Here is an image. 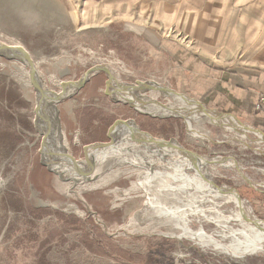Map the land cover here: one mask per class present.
Returning <instances> with one entry per match:
<instances>
[{
  "label": "rangeland",
  "instance_id": "374dc122",
  "mask_svg": "<svg viewBox=\"0 0 264 264\" xmlns=\"http://www.w3.org/2000/svg\"><path fill=\"white\" fill-rule=\"evenodd\" d=\"M82 1L0 0V40L21 45L30 53L49 91L56 92L61 84L78 80L93 66L102 65L109 69L110 81L123 80L129 85L131 79L153 80L215 111L208 118L195 106L157 96L154 91H136L128 101L110 100L100 92L105 73L98 69L83 88L52 105V110L41 112L38 124L42 129L47 126L44 115H57L51 124L56 137L48 145L55 156L45 153V163L55 166L64 162L59 145H65L71 157L84 158L80 148L108 141L106 125L114 118L128 119L138 129L151 127L154 132L176 136L200 156L198 159L216 156L228 165L222 167L216 159L208 169L197 166L216 186L238 189L246 210H237L239 215L228 219L225 232L236 235L237 243L243 241L235 245L230 238H222L217 234L221 227L210 219L217 216L216 211L208 210L213 203H221L226 214L235 208L226 199L231 190L218 195L196 181L195 188L213 203H199L196 192L190 198L198 200L197 205L204 210L188 215L189 227L197 236H210L221 245L217 246L209 238L199 241L192 236L170 235V231L178 234L180 230L156 225L162 219L158 211L145 214L148 195L135 186L145 168L117 163L97 167L94 159L81 166L82 176L76 180L67 171L60 176L45 172V165L37 162L41 136L32 127L35 96L26 76L27 63L5 52L0 54V264H264V141L238 122L252 124L237 115L227 118L219 114L228 113L224 107L235 109L222 77L227 73L228 80L233 79L236 65L225 69L213 65L220 62L224 47L219 43L226 36L214 31L218 24L214 19H202L203 15L208 19L219 16L234 0H147L146 4L135 0L132 5L130 0L129 6L128 0H106L102 16L96 10L82 12ZM171 5L177 8L172 10ZM182 15H186L185 20L191 17V22L181 23ZM202 41L211 55L200 51ZM196 50L209 55V61L200 58ZM139 98L141 103L136 100ZM68 101L74 107L73 118L63 115L62 119L64 113L59 108ZM192 126L201 127L197 135L190 131ZM114 136L117 142L129 140ZM154 140L144 147L134 145V153L144 157L151 174H174V164L180 162L178 150L163 147L152 153L147 149L156 147L157 141L165 142L159 137ZM101 155L97 157L104 164L106 159ZM183 159L191 158L184 154ZM198 167L188 168L186 176L205 180ZM236 169L262 186H249ZM100 178L105 181L95 184ZM166 180L178 183L171 176ZM249 213L262 221L260 226L243 220ZM240 221L246 231L240 228ZM254 235L259 239L250 237Z\"/></svg>",
  "mask_w": 264,
  "mask_h": 264
},
{
  "label": "bare ground",
  "instance_id": "6f19581e",
  "mask_svg": "<svg viewBox=\"0 0 264 264\" xmlns=\"http://www.w3.org/2000/svg\"><path fill=\"white\" fill-rule=\"evenodd\" d=\"M8 53L10 55H13V56H16V57H20V58L22 57L19 54H14L13 52H8ZM21 59H24L23 61H26L25 58H23V57ZM26 76H28V75H26ZM71 83L72 82H70V83L68 82L67 84H71ZM42 87H43L44 91L48 95H52L54 93L53 91H49L45 87L44 84H42ZM136 100L138 102H140V103L142 102L141 101L142 99H140V98L136 99ZM136 104L138 105L136 107H140L139 103H136ZM132 105L134 106L133 102H132ZM45 108H48L50 110L53 109L52 105L51 106H47ZM42 113L45 114L44 111ZM50 113H52V112H50ZM53 116H54L53 113L51 114V116L49 114L47 116H45V120H47L46 121L47 126L45 127L46 128L45 130H46L47 135H48V141H49L48 145L50 144V139L53 142L54 141V137H56L55 136L56 135V131L55 132L51 131V124H53V122L55 121V118L57 119V115H56V117H53ZM202 121H201V123H202ZM189 128H190V131L193 134H195V135H197L198 130L201 129V127L199 128V127H193V126L189 127ZM248 130L254 131V130H252L250 128H248ZM260 139L264 141V139H262L261 137H260ZM112 141L114 143L113 142L111 143V147H108L106 150H103L102 155H101V157L105 156V159H106L105 163L102 164L101 160L98 159L99 157H97V158H95L96 159L95 161H97L96 162V166H97V164H98L97 167H102L103 165H107L108 164V166H109V164L117 163L119 165H124V164L129 165L130 164V165H134L135 167L145 168L143 173H142V175L140 176L138 184L135 183V186H139L141 189H144L146 191L147 195H148V203L149 204H148V208L144 209L145 210V214L146 215H151L153 213L155 214L158 211V216L162 217L161 220L156 222V225H170V226H172L173 229L180 230V233H178V234H176V232L172 230V231L169 232L170 235H176L178 237H182V236L191 237L192 236V237H194V239H197L199 241H205V240H208V238H209L211 242H214L217 246H221L219 243H217L215 241H212L210 236H207V237L206 236H201V235H199L201 237L197 236V234L189 227L188 215L190 213L200 214V213H202L201 211L204 210V208H202V207L197 205L196 201H198L200 199L199 203L204 202V201L212 202L211 198L207 197L206 194L201 193L199 190H197L195 188L196 186H194L195 185L194 183L196 181H199L208 190L213 191V192H217L218 191L217 192V193H219L218 195L226 194V193L230 192V190H231V193L226 194V196H227L226 199L228 201H231L234 204L235 208L233 207L232 209H229L230 210L229 214H226L223 211H221V209H220L221 203H213L212 202L213 205L209 207V208H212V209H208V210H214V211L217 212L216 218L210 217V219H213L214 222L218 226L221 227L222 230L217 232L218 235L221 234L222 238H227V237L230 238L232 243L234 242L233 244H235V245H239V243H242L243 240L241 242L237 243L236 235L234 236V234H232V232L231 233H226L225 232L226 231L225 228H227L228 223H229L228 219L230 217H234L235 218L236 215H239L237 210H240V212H242V210H246L244 205H243L242 199L239 197V194L237 193V191L235 189L234 190L233 189H229V191H228V189H226L227 188L226 186H221V187L216 186L214 183H212L210 181V179L207 177V175H205V174H208V173L204 169H201L200 167H198L199 165L197 166L196 164H194L191 159H186L190 163L185 161L183 159L184 154L189 155V156H190V154H188L183 149V147H181L178 144L171 145L168 142L157 141L158 145L156 147H154V148L150 147V149H147L148 151L151 150L152 153H156L157 154V152L159 151L158 149L166 147V148H174V149L178 150V153H179V154L177 153L176 156H177L178 161H180L179 162L180 164L179 163L178 164H174L175 167L173 169L176 171L174 174L170 175L169 173L167 174L166 172H160V171L151 174V171L149 169L148 163L146 162L144 157L142 158L141 156H138L136 153H134L135 151H133V150H135V148L133 146L130 147V148L126 147L125 145H126L127 141H124V142L123 141L117 142L115 140H112ZM58 147L60 148V149H58V152H59V150L61 151V147H63V152L61 151V153H62V157H63L64 161H67L68 159L71 158V155L68 152V148L65 145H62V146L59 145ZM48 148L49 147L47 146L46 154H51L52 156L53 155L55 156V152L49 151ZM181 153L183 154V157H182ZM193 155L196 158L200 157L197 154H193ZM158 157H159V159H163L162 158L163 156L160 153H159ZM190 158H191V156H190ZM172 162H175V161L173 160ZM227 162L230 163V164L232 163L229 160ZM76 165L77 164L74 163L73 164L74 167L71 166V168L66 169L67 172L71 173L69 175V177H71V179H73V180H75L77 178L75 173L82 170L81 166L80 167L78 166L79 167L78 168V167H76ZM195 167H198L200 169V171L204 175V178H205L206 181L203 178H201V177H197V176H193V175H191L189 177L186 176L187 175L186 173L189 172L187 169L188 168L196 169ZM83 176H85V174H83ZM167 176H171V178L174 181L178 182V183L172 184V182L171 183L169 181L167 182V180H166ZM104 181H105L104 178H100V179H98L95 182V184H100L101 182H104ZM206 182L208 183V185L206 184ZM197 185H200V184H197ZM89 187H91V186H89ZM229 188H232V187H229ZM193 192H196L197 193L196 195H198V196H195V197L198 198V200H196V201H194V198L190 199L193 196L192 195ZM174 196L176 197V199H175L176 201L175 202H173V200H174L173 197ZM163 197H166L167 199L172 200V201L164 200ZM222 205H223V203H222ZM206 210H207V208H206ZM250 214L251 213L245 214L243 216V220L246 221V222H252L257 227L260 226L262 221L260 222L259 220H257L256 218H254ZM138 216H139V214H138ZM207 219H209V218H207ZM237 223L240 224V226H241L240 228H242V229L244 228L243 230L246 231L245 226L242 224V221L237 222ZM234 233H236V231H234ZM263 234H264V232H263ZM255 236L256 235L250 236V237H252V239L253 238H258L257 236L256 237ZM250 246L253 247V245H250ZM256 248H258V247H256ZM260 249H262V248H260ZM261 251L264 252V250H261Z\"/></svg>",
  "mask_w": 264,
  "mask_h": 264
},
{
  "label": "water",
  "instance_id": "95a60500",
  "mask_svg": "<svg viewBox=\"0 0 264 264\" xmlns=\"http://www.w3.org/2000/svg\"><path fill=\"white\" fill-rule=\"evenodd\" d=\"M5 52H13L14 54H19L26 60L28 67L29 81L35 96L34 108L31 117L33 123L32 127L41 136V145L38 152L37 162L40 164L43 163V165H45L46 168L45 169L42 168L45 172H53L58 176H60L61 172L66 173V169H64V167H68V168L71 166L74 167L73 166L74 163L77 164L76 167L89 163L90 161L94 160L100 153H102L103 150H106L108 147H111V143L108 142L109 140L118 141L117 137L114 135H117L119 139L128 138L129 140L128 142H126L125 146L129 148L134 145L144 147L145 144L149 141L150 144H153L155 141L154 139L159 137L163 139L165 142H168L172 145L178 144L181 147H183V149L188 154H190L192 162L196 165H203L206 169H208L211 166V164H213V161L217 159L219 161L218 163H220L222 167H228L226 163L221 161L216 156L215 157L210 156L207 157L206 159L196 158L193 155L195 153L180 138L176 136L163 133L159 130H156V132H154L151 127H149L146 130L138 129L132 124L130 120L121 119V118H114L106 125V136L109 139L108 141L106 142L103 141L102 143L92 142L80 148L79 153L85 154L84 158H76L75 155L72 156L67 161L56 164L55 166L48 165L47 163H45L43 158L46 153V149L49 142L48 135L44 127L42 129L38 124L39 118L43 116L41 115V112L45 111L46 109L45 107L58 104L59 102L63 101L66 97L71 96L75 91L83 88L87 84V82H89L91 77L94 76V74L97 72L98 69L103 70L105 73L104 82L100 84V92L110 100L116 102L128 101L131 99L130 97H132V95H134L136 91H140V90L154 91L155 93H157V96L163 95L168 100H172V101L180 100L185 104L195 106L200 111H202L208 118L212 117L213 115L212 112L215 110L205 107L203 103H201V101H199L194 97H190L189 95L181 92L171 91L153 80L131 79L130 80L131 84L129 85H126L123 80L121 82L115 80L110 81L111 78H110L109 69L102 65L93 66L85 73H83L78 80L73 81L71 84H61L56 92H54L52 95H48L42 87V80L40 74L34 65L30 53L21 45L8 44L0 40V54H3ZM128 107H131V105H128ZM219 114L227 118L231 117L229 113L220 112ZM44 117L43 120H45ZM117 122H120L122 124H119ZM238 123L239 126L254 130L259 135V137L264 139V134L260 130L256 129L254 126L244 124L242 122L241 123L238 122ZM125 125L128 126V129L124 127ZM111 131H114L117 134H114L112 136L113 133L110 134ZM113 137L114 139H112ZM236 170L238 173H240V175L247 182V184H249V186L252 187L262 186V183L254 182L250 180L247 176H245L242 171H240L239 169ZM80 172L81 171L76 172L75 173L76 176L82 175ZM236 191L238 192L237 188Z\"/></svg>",
  "mask_w": 264,
  "mask_h": 264
},
{
  "label": "crops",
  "instance_id": "0c3cea01",
  "mask_svg": "<svg viewBox=\"0 0 264 264\" xmlns=\"http://www.w3.org/2000/svg\"><path fill=\"white\" fill-rule=\"evenodd\" d=\"M132 1L131 5L135 4L136 1ZM139 1L140 4L147 3V0ZM61 5L63 4H59V6ZM102 5H108V2L106 0H84L81 4L84 8L82 12L88 14L91 10H96L102 16ZM129 5L130 0L127 3V6ZM224 7H229V10L227 8L222 10L217 17L209 16L210 19L208 16L203 15L202 17L203 21L214 19L215 22H218L214 31L224 33L226 36L224 40L220 39L219 43L221 47H224L218 58L220 62L217 64L211 61L214 63L213 65L219 69L236 65L234 73L231 74L233 79L228 80L230 76L227 73H224L222 77L225 81L223 87L230 92L229 98L235 104V109L224 107L222 110L234 116L237 115L236 117L243 122L252 124L264 132V113L254 109L258 93H264V0H234V4ZM171 8L173 10L177 6L171 5ZM184 16L186 15L181 17V23L191 22V17L189 19L187 16L185 20L183 19ZM201 44L204 48L201 47L200 51L211 55L212 52L205 47V43L202 41ZM196 52L203 60H208L210 57L209 55H202L198 50ZM68 102L59 108L64 113L62 119L65 117L73 118L74 107L71 105L72 101ZM208 107L211 106L208 105Z\"/></svg>",
  "mask_w": 264,
  "mask_h": 264
},
{
  "label": "built area",
  "instance_id": "2783aa9c",
  "mask_svg": "<svg viewBox=\"0 0 264 264\" xmlns=\"http://www.w3.org/2000/svg\"><path fill=\"white\" fill-rule=\"evenodd\" d=\"M255 110L258 112H264V94H260L255 103Z\"/></svg>",
  "mask_w": 264,
  "mask_h": 264
}]
</instances>
